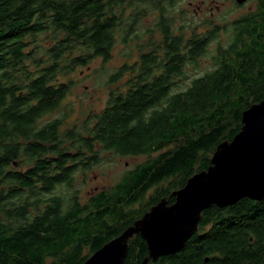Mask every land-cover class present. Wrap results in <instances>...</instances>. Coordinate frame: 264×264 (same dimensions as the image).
Segmentation results:
<instances>
[{"label": "trees", "instance_id": "obj_1", "mask_svg": "<svg viewBox=\"0 0 264 264\" xmlns=\"http://www.w3.org/2000/svg\"><path fill=\"white\" fill-rule=\"evenodd\" d=\"M185 1L0 0V264H83L174 201L264 99V0L231 21L187 25ZM119 46L105 107L72 128L47 120L71 94L60 79L110 63ZM109 153L147 159L83 203L77 175ZM148 255L135 236L124 264ZM150 264H264V199L204 211L182 251Z\"/></svg>", "mask_w": 264, "mask_h": 264}, {"label": "water", "instance_id": "obj_2", "mask_svg": "<svg viewBox=\"0 0 264 264\" xmlns=\"http://www.w3.org/2000/svg\"><path fill=\"white\" fill-rule=\"evenodd\" d=\"M244 5L248 0H235ZM174 202L163 198L120 236L103 245L83 264H124L129 241L140 236L149 255L141 264L182 251L198 232L204 211L220 209L248 198L264 199V99L242 113V128L232 141L217 146L210 166L191 176L172 192Z\"/></svg>", "mask_w": 264, "mask_h": 264}, {"label": "rangeland", "instance_id": "obj_3", "mask_svg": "<svg viewBox=\"0 0 264 264\" xmlns=\"http://www.w3.org/2000/svg\"><path fill=\"white\" fill-rule=\"evenodd\" d=\"M234 2L235 0H186L181 5L184 12L179 24H182L184 19H186V25L192 19L196 22L214 20L221 24L224 23L223 18L234 20L248 11L254 10L256 6L255 0H249L242 8H237ZM152 23V19L146 20L147 28H150ZM124 50L122 46H119L114 51V59L104 66L100 60H95L87 68L76 69L70 78L60 79V82L63 83L73 81L71 94L63 103L61 110L46 119L51 120L65 116V128H72L74 125L80 126L89 115L100 112L106 105L110 90L116 87L109 83V78L123 65ZM200 64L201 68L196 71L198 75L211 68V55L204 57ZM180 88L185 89L186 83L182 84ZM146 159V156L131 157L118 156L114 153L106 154L102 165L86 174V180H82V175H77L75 183L76 188L80 191V200L85 203L94 194L109 189L119 182L126 172ZM153 193L151 191L147 198L149 199ZM137 207L139 205L135 208Z\"/></svg>", "mask_w": 264, "mask_h": 264}, {"label": "flooded vegetation", "instance_id": "obj_4", "mask_svg": "<svg viewBox=\"0 0 264 264\" xmlns=\"http://www.w3.org/2000/svg\"><path fill=\"white\" fill-rule=\"evenodd\" d=\"M173 197V196H172ZM174 198V197H173ZM167 199V198H166ZM167 201L169 202V204H172L174 201H171L170 199H167ZM199 231V230H198Z\"/></svg>", "mask_w": 264, "mask_h": 264}]
</instances>
